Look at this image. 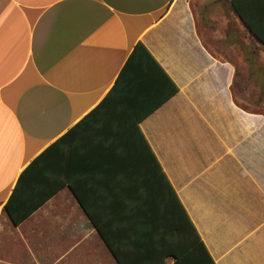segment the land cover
Wrapping results in <instances>:
<instances>
[{"label": "crops", "instance_id": "obj_1", "mask_svg": "<svg viewBox=\"0 0 264 264\" xmlns=\"http://www.w3.org/2000/svg\"><path fill=\"white\" fill-rule=\"evenodd\" d=\"M213 4L0 0V264H264L262 47Z\"/></svg>", "mask_w": 264, "mask_h": 264}, {"label": "rangeland", "instance_id": "obj_2", "mask_svg": "<svg viewBox=\"0 0 264 264\" xmlns=\"http://www.w3.org/2000/svg\"><path fill=\"white\" fill-rule=\"evenodd\" d=\"M213 6L214 7L212 9L211 17L210 15H207V17H210L209 19L211 23L216 25V30L213 31V38L210 39V42L213 48L218 53L236 62L238 57L237 51L240 47V44L244 45V47L246 48V44L248 43V39L246 38V31L242 28V22L237 17L238 15L234 10L230 0H214ZM197 7L198 12L201 16L200 19H204L200 21L202 31H204V27L208 25L204 15L205 13H201V11H204V9L200 5V3L197 4ZM257 63L262 67V69L258 68L260 80L262 81L264 69V48H262V51L259 52V55L257 57ZM244 77L247 80V73H245ZM261 81L259 84L260 88L258 91L260 93L263 103L264 87L263 82L261 83ZM258 91L255 90V94ZM262 106L263 105L261 104V107Z\"/></svg>", "mask_w": 264, "mask_h": 264}, {"label": "trees", "instance_id": "obj_3", "mask_svg": "<svg viewBox=\"0 0 264 264\" xmlns=\"http://www.w3.org/2000/svg\"><path fill=\"white\" fill-rule=\"evenodd\" d=\"M230 2L238 15L237 17L243 20L246 34L252 38H256L260 42H257L259 43V45H257L264 48V0H230ZM259 47L255 46V49ZM165 187L172 191L173 197L171 196L170 200L166 199L165 201L170 208V213L173 212L174 222L180 223L181 225L192 224L187 210L179 200L166 177ZM12 199L13 195L6 204V209L9 210L10 214H12ZM37 202L38 207L44 202V200H39ZM170 215L172 217V214Z\"/></svg>", "mask_w": 264, "mask_h": 264}]
</instances>
